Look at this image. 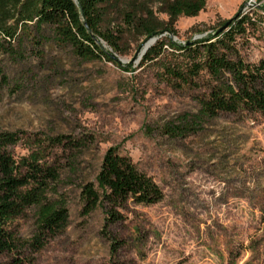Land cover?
Returning a JSON list of instances; mask_svg holds the SVG:
<instances>
[{"label": "rangeland", "instance_id": "obj_1", "mask_svg": "<svg viewBox=\"0 0 264 264\" xmlns=\"http://www.w3.org/2000/svg\"><path fill=\"white\" fill-rule=\"evenodd\" d=\"M147 1L157 7V0ZM127 2L108 6L102 29L122 25ZM238 14L247 20L234 37L232 57L257 62L264 58V0H206L196 16L176 19L172 39L207 36ZM9 42L0 49V131L20 137L9 146L11 154L20 159L37 140L47 145L59 135L77 143L46 147L45 157L61 168L51 193L65 201L68 223L39 251L27 250L26 264H264L260 116L204 115L198 99L208 76L179 85L166 77L165 67L183 63L185 55L166 44L158 60L141 63L140 39L128 31L118 39V53L101 42L121 64L79 57L34 21ZM109 148L150 176L162 198L152 204L129 200L117 209L120 220L104 223L102 207L83 214L81 185L97 187ZM13 223L29 237L33 211ZM10 261L0 255V264Z\"/></svg>", "mask_w": 264, "mask_h": 264}, {"label": "trees", "instance_id": "obj_2", "mask_svg": "<svg viewBox=\"0 0 264 264\" xmlns=\"http://www.w3.org/2000/svg\"><path fill=\"white\" fill-rule=\"evenodd\" d=\"M115 1L0 0V49L4 48V42L10 44L18 28L24 33L33 21L36 28L49 27L54 37L70 46L75 55L85 59L106 58L117 64L120 61L104 50L101 42L118 53V39L125 31L140 39L138 50L155 37L141 56V63L158 60L166 44L185 55L183 63L165 67L166 77L179 85H194L208 76V89L198 99L204 115L213 118L220 112H245L264 120V58L247 62L232 57L233 40L244 31L245 15L231 18L226 30L219 34L209 33L191 42L178 43L172 39L176 35V19L196 16L206 0H157L155 9L147 0H129L121 12L122 25L115 31L102 29L108 6ZM156 12L164 13L167 19H160ZM162 33H166L164 38L159 37ZM19 140L16 132L0 131V255L10 256V264H26L27 250L39 251L66 228V203L51 193L61 168L49 161L45 152L46 147L77 145L75 140L59 135L49 138L47 145L37 140L35 149L27 156L15 159L9 146ZM96 181L97 187L89 181L81 185L82 212L88 214L102 207L106 215L104 223L120 220L117 209L129 200L152 204L162 198L158 184L115 148L105 152ZM29 210L33 211L35 223L29 237H22L13 222L25 217Z\"/></svg>", "mask_w": 264, "mask_h": 264}, {"label": "water", "instance_id": "obj_3", "mask_svg": "<svg viewBox=\"0 0 264 264\" xmlns=\"http://www.w3.org/2000/svg\"><path fill=\"white\" fill-rule=\"evenodd\" d=\"M231 22V19H228L227 21L224 22V24L222 26H220L219 28H217L213 34H219L221 33L222 31L226 30V28L228 27L229 23ZM155 37H152L150 39H148L143 47L141 48L140 50V55H143V53L146 51V49L149 47V45H151L154 41H155ZM116 57V56H115ZM117 58V57H116ZM118 59V58H117Z\"/></svg>", "mask_w": 264, "mask_h": 264}]
</instances>
